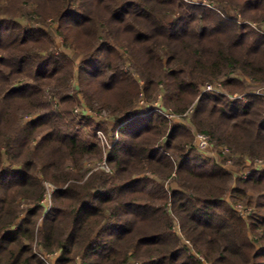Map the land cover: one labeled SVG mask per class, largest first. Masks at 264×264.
Listing matches in <instances>:
<instances>
[{
    "label": "trees",
    "instance_id": "16d2710c",
    "mask_svg": "<svg viewBox=\"0 0 264 264\" xmlns=\"http://www.w3.org/2000/svg\"><path fill=\"white\" fill-rule=\"evenodd\" d=\"M213 2L0 0L1 264H45L35 239L59 252L54 264H203L180 236L208 264H264V98L252 94L264 0ZM73 79L87 107L112 115L111 174H89L102 148L69 132ZM215 82L246 101L202 91ZM159 95L191 126L158 112ZM193 130L240 171L256 167L233 179L202 159ZM44 181L56 187L46 212ZM238 201L257 210L248 222Z\"/></svg>",
    "mask_w": 264,
    "mask_h": 264
},
{
    "label": "rangeland",
    "instance_id": "374dc122",
    "mask_svg": "<svg viewBox=\"0 0 264 264\" xmlns=\"http://www.w3.org/2000/svg\"><path fill=\"white\" fill-rule=\"evenodd\" d=\"M209 2H211V4L214 6H216V4L213 2L214 0H207ZM235 16L237 17V21L239 23L242 22H247L245 20L242 19L241 15L239 13H236ZM249 24L251 25L252 28H257V24L253 23V22H249ZM56 43L58 45V48H60L62 46V42L61 39L57 38L56 39ZM61 49V48H60ZM57 54H59V50L56 52ZM67 53L69 54V56H71L72 58H75V65L78 64V61H80L79 57H76L75 54H71L69 51H67ZM75 75H76V71H77V66H75ZM128 69V68H125ZM218 82L215 83H209V84H216ZM143 82L140 81V85H142ZM222 84V83H221ZM76 86H77V82L74 81V79L72 81H70L69 87H68V94L72 95L75 97V99L77 100V103L71 107V124L68 126L69 127V132L70 133H79L80 135L83 136L84 139L88 140V141H97V143L100 145V147L102 148V160L98 159V158H93L89 161L85 162V169H89L90 173L92 172H96V171H102L104 173L107 174H111L112 173V169L108 164V147L105 145V141L102 140L98 133L101 132L103 133L104 137H106L107 141L110 144V138L112 137V133L110 131H107L109 133H107L104 129L108 128V118L112 117L111 113L108 110L105 109H91L89 107L86 106L85 102L83 101V99L81 98V96H78V94L76 93ZM264 87V85L257 87V88H253L254 89H258V88H262ZM220 90L222 93H224L225 95H229L227 93V91L222 87H220ZM252 90V91H253ZM234 94H242V93H234ZM232 94V95H234ZM79 99V100H78ZM141 99V98H140ZM139 105H145L143 100L139 101ZM154 107L157 108H162L161 105V99H160V95H159V99L158 101L153 103ZM162 110L164 111L163 116L169 120L171 123H183L185 126H191L188 117L187 120H185L184 118L181 117H176V118H170L167 117V115H173L171 113V110H166L164 108H162ZM30 116H27L26 119H30ZM90 123V126L85 125L84 123ZM99 125V128L95 129L93 128V126ZM193 132V139H192V143L196 149V151L199 153V155L202 156V159H205L207 161H209L210 163H217L220 166H222L225 170L233 173V179H235L236 177H243L244 175H248V171H251L252 169H254V167H256L255 164H247V167H244V169L242 171L239 170L238 166L234 165V162H232L231 160H229L228 154L229 152L223 151L222 149H219L215 146H213L211 144L210 138H209V146L206 148V150H202L200 151L198 149V145H197V141H196V135L198 133L201 134H205L203 132H198V131H192ZM95 136V137H94ZM118 140V138H117ZM105 160V163H102L103 159ZM102 163V164H101ZM95 166V167H94ZM43 186L45 188V191H47L50 187L54 188L55 191V186L53 184H51L50 182L44 181L43 182ZM173 186V184H172ZM227 200L230 201L231 199L229 197H227ZM236 211L239 213V215L245 220V221H249V216H252L253 214H255L257 212V210L252 207V206H247L246 204H244L241 201H238L237 203L233 204ZM27 204L26 203H22L21 202V207L26 209L27 208ZM49 206V207H48ZM51 207V200L46 202V205L44 206L45 212ZM41 228V222L39 221L37 229ZM175 231L178 232L180 234L179 231V227L178 224L176 222L175 224ZM182 241L186 244L188 248L190 249V252L192 255H194L199 261H201L203 264H208L205 259L203 258V256L197 254L192 248H191V244L189 242H186V240L184 238H182V236H180ZM32 249L34 254H36L45 264H54L55 260L58 258L59 252H52V253H47V252H43L40 248V242L35 239V242L32 244ZM1 264V263H0Z\"/></svg>",
    "mask_w": 264,
    "mask_h": 264
},
{
    "label": "built area",
    "instance_id": "2783aa9c",
    "mask_svg": "<svg viewBox=\"0 0 264 264\" xmlns=\"http://www.w3.org/2000/svg\"><path fill=\"white\" fill-rule=\"evenodd\" d=\"M185 1H188V2H192V3H196V4H203V5H207V6H211V2L207 1V0H185ZM220 87H222V84L221 82H218L216 84H206L204 87H203V92H221L220 90ZM252 94L253 95H256V96H260V97H263L264 98V87L262 88H258V89H254L252 91ZM231 99L233 100H238V101H241V102H245L246 101V95L245 94H234V95H228ZM156 110L162 114H164V111L161 109V108H157L156 107ZM167 117H170V118H176V116H173V115H167ZM99 137L105 141V145L110 148L111 147V144H109V142L107 141L106 137H104L103 133L99 132L98 133ZM114 141L113 143H115L117 141V138H118V131H116V133H114ZM196 141H197V145H198V149L200 151L202 150H206V148L209 146V136L208 135H205V134H201V133H198L196 135ZM227 149H224L223 151H226ZM228 151V150H227ZM102 160V159H101ZM105 158L103 159L102 163H105ZM101 163V164H102ZM95 167V166H94ZM244 178H246L247 176L244 175L243 176ZM54 192V188L50 187L47 191H45V194H44V197L42 199V204L45 206L46 205V202L47 201H50L51 200V196ZM49 207V206H48Z\"/></svg>",
    "mask_w": 264,
    "mask_h": 264
}]
</instances>
